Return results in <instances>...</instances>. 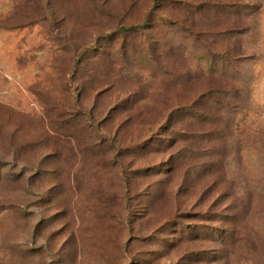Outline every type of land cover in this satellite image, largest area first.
<instances>
[{
	"label": "rangeland",
	"instance_id": "rangeland-1",
	"mask_svg": "<svg viewBox=\"0 0 264 264\" xmlns=\"http://www.w3.org/2000/svg\"><path fill=\"white\" fill-rule=\"evenodd\" d=\"M22 1L0 0V264H264V0H190L209 2L230 30L210 52L165 28L185 82L141 69L131 44L123 59L113 39L155 0H57L53 26L45 1ZM157 2L160 26L170 8ZM229 41L232 54L217 57ZM75 43L108 51L98 73L86 61L76 70ZM115 56L122 68H106ZM104 68L118 83L87 89ZM221 72L231 89L185 110ZM64 79L71 103L80 93L83 124L93 111L115 136L108 155L77 154L70 140L46 155L43 110ZM126 106L131 118L106 121Z\"/></svg>",
	"mask_w": 264,
	"mask_h": 264
},
{
	"label": "trees",
	"instance_id": "trees-1",
	"mask_svg": "<svg viewBox=\"0 0 264 264\" xmlns=\"http://www.w3.org/2000/svg\"><path fill=\"white\" fill-rule=\"evenodd\" d=\"M38 1H45L46 13L43 15L44 18L42 21H45L52 26L55 25L56 23L54 24L51 14H55L57 11V0H23L19 3V5L22 3L25 6H28ZM164 3H166L170 8V14L166 17L165 21L163 20L164 22H162L160 26L156 24V14L159 12L158 10L163 4H159L157 0H155L152 8L147 12L141 22L132 21L129 25L118 23L117 25H120V27H116L113 31L116 32V35L118 36L113 39L116 40L121 38L123 40L122 45L120 46L123 51V59H126L129 54L123 50V48L125 49V47L131 44L134 51H136L135 54H137V58L135 60H139L141 63V69H146L148 71L158 69L163 71L165 75L171 77L176 82L181 81L180 77H182L185 82V71L178 69L181 63L177 60H171V54L179 50L180 44L173 48L172 41L165 37V28H171L173 26L179 27L183 33H188L195 37V41H200V44L203 42V44L207 46L206 49H208V51L210 50V52L212 50L217 51L214 47L219 41L218 38H221L222 33L228 34L227 31L230 29L227 25H224L223 21H214L217 17L210 12L211 7H209V2L203 1L201 3H195L190 0H185L184 3L181 0H164ZM172 18L174 20H172ZM130 39H132L133 42L128 43ZM107 41L111 43L112 40L110 41V38L108 37ZM224 45L225 46H223L222 49L223 51L221 50L219 54L215 52L216 56L222 59L232 54L233 51L230 41ZM70 48L71 51H73L72 53L74 57L77 58L75 65L77 71L82 69V65L84 61H86L88 67L98 73V69L96 67L101 64L104 55L108 52L104 47H100L97 52H94V47L90 48L76 43L75 45L71 44ZM112 50H114V46L111 44L110 51ZM118 56L111 57L107 62L106 68H114L117 64L118 66L116 67L121 69L122 65L119 66L120 60L117 58ZM88 67L87 69H89ZM84 68L86 69L85 64ZM106 72L107 71H105L104 68V75L102 74L100 78L94 80L93 83L90 81L87 89L95 90L96 88L97 90L100 88L104 90V88H110L116 85V83H118V78L115 76L108 77ZM212 72L215 73V70H212ZM220 75L224 77L220 76L211 78L215 80V82H213L214 85L209 86L210 89H202L193 93L191 91L189 96L186 98L185 110H195L197 105L201 104V101H205L206 99L212 100L215 94L222 93L228 88L231 89L228 78L232 79V77L225 76L226 74L223 72H221ZM186 76V83H188L191 81V70H187ZM75 78L80 79L82 77L76 76ZM68 81V79H64V81L61 80V90H59L60 98H54L53 96V100L49 106H46L43 110L44 117L47 120L46 134L49 135L45 136L41 140V142L46 144L43 148H48L50 150L46 155L53 153L56 154L64 149H71V144L68 143L70 141L73 143V147L75 148V152L77 154L91 152L93 155H97V153H101L103 156L104 154L108 155L117 144L115 136L110 135L111 130L109 128H106L105 132L101 130L103 122L100 120L98 123L96 122V115H94L93 111L88 112V126L83 124L77 110L80 103V93H76V97L71 103L67 98L69 93H65V91H68ZM206 83L208 85L211 84L208 81ZM187 86H190V84ZM82 87L83 86H81V91L86 88V84L84 88ZM129 94L130 97L133 96L131 100V105L133 106L136 101L135 95L137 93L131 94L130 92ZM117 101L118 99L116 102ZM132 106H130L129 109L128 106L124 108H115L116 113L120 111L119 114H111L114 113V110H110L106 117V121H108V123L110 122L112 125L118 121H120L118 125L123 124L127 118L129 119L133 116V113L131 112ZM68 110H71V112H68ZM125 114L128 115L126 116L127 118L119 120V118ZM65 117H68L69 119L64 120ZM106 121L104 122L105 124ZM79 133H81V135H79ZM139 144L142 145V141H140ZM46 155L40 159L39 164L44 162ZM51 171H54V169Z\"/></svg>",
	"mask_w": 264,
	"mask_h": 264
}]
</instances>
